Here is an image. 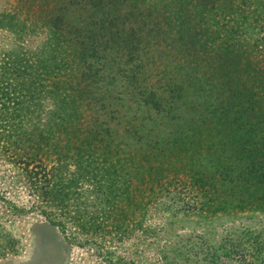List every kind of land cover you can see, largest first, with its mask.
<instances>
[{
    "label": "rangeland",
    "instance_id": "1",
    "mask_svg": "<svg viewBox=\"0 0 264 264\" xmlns=\"http://www.w3.org/2000/svg\"><path fill=\"white\" fill-rule=\"evenodd\" d=\"M92 13L85 0H0V264H245L231 253L243 240L224 238L264 232V207L205 208L192 181L167 188L161 179L146 203H132L120 183L132 175L129 157L161 147L180 123L129 98L115 50L79 55L70 31L80 40ZM148 73L150 64L139 77ZM91 126L110 142V164L83 146ZM209 157L196 163L208 169ZM167 160L171 183L190 176ZM105 198L115 213L102 209Z\"/></svg>",
    "mask_w": 264,
    "mask_h": 264
},
{
    "label": "trees",
    "instance_id": "2",
    "mask_svg": "<svg viewBox=\"0 0 264 264\" xmlns=\"http://www.w3.org/2000/svg\"><path fill=\"white\" fill-rule=\"evenodd\" d=\"M85 2L98 16L86 23L80 40V33L70 31L79 55L98 59L99 52L115 50L129 98L180 123L161 147L155 141L141 149L140 156L129 157L132 175L120 183L129 190L132 203H146L160 190L161 184L155 186L161 179L167 188L192 181L198 192L194 204L205 208L264 207V0ZM146 64L152 66V76L140 78ZM89 67L86 63L83 70ZM91 97L104 99L102 94ZM128 125L125 132L131 130ZM99 126L84 129L81 142L93 153L98 150L102 163L110 164V142L103 139ZM202 152L210 155L208 169L196 163ZM168 158L176 162V170L181 164L190 176L171 174L176 181L171 183L163 173ZM88 161L93 164L92 157ZM99 203L115 213L111 198ZM224 239L243 240L239 249L237 241L231 242V253L246 256L245 264H264L263 231L242 227L240 236Z\"/></svg>",
    "mask_w": 264,
    "mask_h": 264
}]
</instances>
